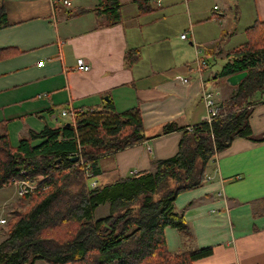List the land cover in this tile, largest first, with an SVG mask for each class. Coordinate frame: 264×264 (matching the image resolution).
I'll return each mask as SVG.
<instances>
[{
  "label": "crops",
  "instance_id": "crops-1",
  "mask_svg": "<svg viewBox=\"0 0 264 264\" xmlns=\"http://www.w3.org/2000/svg\"><path fill=\"white\" fill-rule=\"evenodd\" d=\"M64 1L1 0L7 25L0 28V134L15 146L31 132L73 122L63 110H98L108 101L119 113L137 108L145 139L101 156L100 183L174 156L183 130L205 119L203 93L219 102L234 92L227 85L212 89L221 68L213 74L206 57L226 56L247 41L248 27L264 22V0H147L144 6L116 0L113 24L104 0ZM238 35L241 41H234ZM79 58L89 70L76 69ZM261 99L255 96L248 118L256 136L264 132ZM171 122L180 128L162 133ZM205 174L200 186L174 200L192 237L165 227L168 250L212 247L192 264H264V141L233 139L206 163ZM11 205L6 199L3 211Z\"/></svg>",
  "mask_w": 264,
  "mask_h": 264
},
{
  "label": "trees",
  "instance_id": "trees-1",
  "mask_svg": "<svg viewBox=\"0 0 264 264\" xmlns=\"http://www.w3.org/2000/svg\"><path fill=\"white\" fill-rule=\"evenodd\" d=\"M139 3L144 6L147 0ZM2 5L0 0V28L7 25ZM104 7L107 23H116V0H104ZM246 35L245 43L226 54L216 75L224 80L247 72L236 86L225 82L234 92L217 102V116L184 129L177 153L155 160L149 170L97 181L101 156L145 139L137 108L119 113L108 101L98 110H78L74 122L31 132L15 146L1 133L0 188L12 186V179L42 178L37 191L19 197L28 203H15L9 214L0 264H192L209 256L211 246L169 251L164 228L191 238L187 222L174 207L177 195L200 186L206 163L233 139L264 141V132L253 135L248 121L264 95V22L256 21ZM258 95L254 103L251 99ZM179 128L171 122L161 132ZM106 204L107 213L96 217Z\"/></svg>",
  "mask_w": 264,
  "mask_h": 264
},
{
  "label": "rangeland",
  "instance_id": "rangeland-1",
  "mask_svg": "<svg viewBox=\"0 0 264 264\" xmlns=\"http://www.w3.org/2000/svg\"><path fill=\"white\" fill-rule=\"evenodd\" d=\"M229 1L232 2V1H235V0H228V2ZM219 5H220L221 9H224V10H225V8L228 9L227 5L225 4V2L220 3ZM232 10H233V8H232ZM103 21H106V20H103ZM241 36L242 35H238L237 37H234L233 38L234 41H241ZM225 43H222L221 46H220L223 49V51H224V49H230L229 48V44H227V46L224 47ZM237 44H235V45H237ZM230 46L232 47L233 44H230ZM206 59L208 61L209 68H211L213 70V74H215L221 68V66L224 64V62L226 61V56H224V55L217 56V57L216 56H209V57H206ZM212 79H213V81L214 80L216 81V82L212 83V87H213L212 89L214 91L215 90H219L221 87H225L226 86L223 78L214 76V78H212ZM228 95L226 96L225 94H223L222 96L224 98H226V97H228ZM257 97L259 98V95ZM251 100L254 101L255 100V96ZM89 182L92 183V181H89ZM14 191H16V188H14L12 186L1 187L0 188V242L5 237V234H4V232H5L4 231L5 230V224L8 221V219L10 217L9 214L11 212V211H8L7 208L3 211L2 204L6 201V199H8L9 202H12V204H13V205H11L12 207L15 205V203H18L19 201H21L24 204H26V202L28 203V200H20L19 198H17V193H14ZM24 208L26 209L27 206H25ZM106 213H107V204L105 206L101 207L100 209H98L96 211V213H95V216L96 217H100V215H104ZM34 264H47V263H45L44 261H41V260H37ZM68 264H71V263H68Z\"/></svg>",
  "mask_w": 264,
  "mask_h": 264
},
{
  "label": "built area",
  "instance_id": "built-area-1",
  "mask_svg": "<svg viewBox=\"0 0 264 264\" xmlns=\"http://www.w3.org/2000/svg\"><path fill=\"white\" fill-rule=\"evenodd\" d=\"M66 2V0L64 1ZM181 38L185 39L186 38V34H181ZM201 65H204V61L201 62ZM76 69L81 70V71H87L89 70V66L81 59H77L76 62ZM185 83H188V79L184 78L182 80ZM203 98H204V104L206 106V110H207V114L205 116V119L207 122H211V120L217 116L218 114V106H217V102L215 100V94L213 92H204L203 93ZM263 101H264V95H263ZM62 116L64 115H68L70 118L73 119V122L75 120V117L77 114L71 113V112H67L66 110H63L61 112ZM79 154H76L75 156H77ZM24 173V172H23ZM42 177L38 176L35 179H25L22 178L21 180H13L12 182H10L12 184V186L14 188H16V193L17 196H24L25 194H31L34 193L35 191L38 190V182L37 180H40Z\"/></svg>",
  "mask_w": 264,
  "mask_h": 264
},
{
  "label": "water",
  "instance_id": "water-1",
  "mask_svg": "<svg viewBox=\"0 0 264 264\" xmlns=\"http://www.w3.org/2000/svg\"><path fill=\"white\" fill-rule=\"evenodd\" d=\"M247 74L246 71L243 72H239V73H235L232 74L228 77L225 78V82L230 85V86H236L239 84V82L242 80V78ZM106 100H108V98H105ZM72 159H76L75 157H73Z\"/></svg>",
  "mask_w": 264,
  "mask_h": 264
},
{
  "label": "bare ground",
  "instance_id": "bare-ground-1",
  "mask_svg": "<svg viewBox=\"0 0 264 264\" xmlns=\"http://www.w3.org/2000/svg\"><path fill=\"white\" fill-rule=\"evenodd\" d=\"M21 179H22V178H21ZM21 179H12V181H13V180H21Z\"/></svg>",
  "mask_w": 264,
  "mask_h": 264
}]
</instances>
